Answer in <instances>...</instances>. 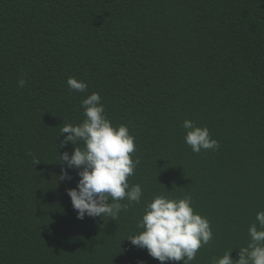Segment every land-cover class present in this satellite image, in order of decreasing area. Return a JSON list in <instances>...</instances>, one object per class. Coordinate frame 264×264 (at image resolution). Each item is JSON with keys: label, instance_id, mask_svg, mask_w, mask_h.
<instances>
[{"label": "trees", "instance_id": "1", "mask_svg": "<svg viewBox=\"0 0 264 264\" xmlns=\"http://www.w3.org/2000/svg\"><path fill=\"white\" fill-rule=\"evenodd\" d=\"M92 92L140 161L128 182L141 203L116 220L77 217L78 170L58 160L76 146L61 128L83 121ZM185 119L219 149L192 152ZM158 194L191 196L210 221L190 264L239 258L264 210V0H0V264H183L126 238Z\"/></svg>", "mask_w": 264, "mask_h": 264}, {"label": "clouds", "instance_id": "2", "mask_svg": "<svg viewBox=\"0 0 264 264\" xmlns=\"http://www.w3.org/2000/svg\"><path fill=\"white\" fill-rule=\"evenodd\" d=\"M25 83L23 77L19 78L20 87ZM67 84L72 91L86 93L88 90L87 83L75 77H69ZM80 107L83 121L61 128V134L67 133L61 145L71 142L76 146L71 154L66 151L59 154L58 160L69 169H77L79 176L76 187L66 191L79 219L87 215L116 220L122 210L133 202L140 204L143 197L141 185L128 182L140 163L139 158H132L136 151L135 137L127 125H113L98 92L86 95ZM181 127L185 132L184 142L192 152L219 149V142L212 138L206 126L185 119ZM59 179H71L63 167ZM124 200L128 203H121ZM137 227L139 230L126 238L160 262L182 260L183 264H190L214 235L210 221L194 210L188 195L182 198L155 195L145 203ZM248 235L247 244L238 248V259L231 256V249L220 257H213L211 264H264V210L256 213L255 221L248 226Z\"/></svg>", "mask_w": 264, "mask_h": 264}]
</instances>
